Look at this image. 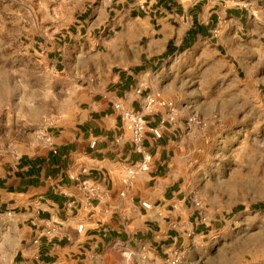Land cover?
Instances as JSON below:
<instances>
[{
  "label": "crops",
  "instance_id": "crops-1",
  "mask_svg": "<svg viewBox=\"0 0 264 264\" xmlns=\"http://www.w3.org/2000/svg\"><path fill=\"white\" fill-rule=\"evenodd\" d=\"M50 7L53 31L29 48L52 78L44 88L56 109L18 150L0 155V264L161 263L175 253L183 264H219L206 253L216 222L191 198L180 108L148 112L151 161L128 185L124 172L141 154L110 96L134 110L150 96L179 107L206 70L264 92V0ZM157 126L162 137L152 132Z\"/></svg>",
  "mask_w": 264,
  "mask_h": 264
},
{
  "label": "rangeland",
  "instance_id": "rangeland-1",
  "mask_svg": "<svg viewBox=\"0 0 264 264\" xmlns=\"http://www.w3.org/2000/svg\"><path fill=\"white\" fill-rule=\"evenodd\" d=\"M60 1L0 0V155L5 147L18 150L56 109L44 88L52 78L29 44L53 31L50 6ZM188 97L176 110L186 121L182 159L191 198L217 226L208 262L264 264V92L206 70Z\"/></svg>",
  "mask_w": 264,
  "mask_h": 264
},
{
  "label": "built area",
  "instance_id": "built-area-1",
  "mask_svg": "<svg viewBox=\"0 0 264 264\" xmlns=\"http://www.w3.org/2000/svg\"><path fill=\"white\" fill-rule=\"evenodd\" d=\"M110 101L113 108L125 121L126 126L131 133L135 150L141 154V161L139 164L137 166L127 168L124 172L125 181L128 185H132L138 170L147 169L151 161V154L144 144V139L148 130V112L154 110L156 106L168 107L172 114L177 113L178 111L176 110V106L171 101L166 99H157L152 96L148 97L147 101L143 103L141 108L138 110L128 109L120 98L115 95L110 96ZM189 120L193 121V117H190L188 121ZM152 132L156 137H162L163 135L162 129L158 126L153 127ZM83 186L91 191L98 189V187L90 186L88 181H83ZM143 205L146 207L150 206L148 202H143ZM80 229H82L81 226ZM145 264H183V260L181 254L175 253L162 263H154L146 260Z\"/></svg>",
  "mask_w": 264,
  "mask_h": 264
}]
</instances>
